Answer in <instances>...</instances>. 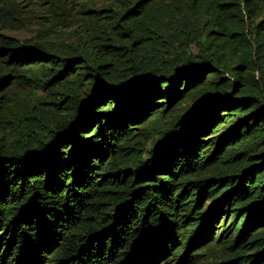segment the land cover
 Masks as SVG:
<instances>
[{
  "label": "trees",
  "instance_id": "16d2710c",
  "mask_svg": "<svg viewBox=\"0 0 264 264\" xmlns=\"http://www.w3.org/2000/svg\"><path fill=\"white\" fill-rule=\"evenodd\" d=\"M40 5L0 0V264H264V0Z\"/></svg>",
  "mask_w": 264,
  "mask_h": 264
},
{
  "label": "rangeland",
  "instance_id": "374dc122",
  "mask_svg": "<svg viewBox=\"0 0 264 264\" xmlns=\"http://www.w3.org/2000/svg\"><path fill=\"white\" fill-rule=\"evenodd\" d=\"M31 1L32 0H12V3L17 8V12H19V14L26 13L30 15V18H29L30 20L28 22V28L26 30H11V31L3 30L2 31L3 33L8 34L9 36H12L15 38H20V39L29 38L34 34L35 29H38L40 27V25L35 24V21L38 20L39 16L46 15L47 12L45 11L46 6L40 5V2L42 0H33L35 2L33 4L31 3ZM84 21L85 19L78 21L77 24H74L71 27H63L64 30H62V34H66V35H64L63 37L58 35V37L62 39H67V40L76 37L85 28ZM193 52H196V48H193ZM256 77L258 78V73ZM27 91L28 89L22 88V90L20 89V92H14V88L12 87V92H11V100L14 104V114H15L14 117L23 118L24 123L29 122L27 118V115H28L27 112L30 108L23 105L21 101L28 100L29 102H31V100L27 98V95H28ZM34 91H35V94L31 95L32 101L36 99L42 93V91H37V92L36 90ZM14 93H18V94L16 95ZM44 107L47 108V105H44ZM208 263L209 261L205 259L203 264H208Z\"/></svg>",
  "mask_w": 264,
  "mask_h": 264
}]
</instances>
